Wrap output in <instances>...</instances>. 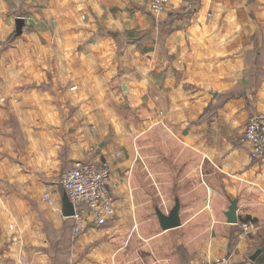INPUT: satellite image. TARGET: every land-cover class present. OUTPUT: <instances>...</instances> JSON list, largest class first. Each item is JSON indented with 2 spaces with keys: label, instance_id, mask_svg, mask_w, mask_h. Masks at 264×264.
<instances>
[{
  "label": "crops",
  "instance_id": "0c3cea01",
  "mask_svg": "<svg viewBox=\"0 0 264 264\" xmlns=\"http://www.w3.org/2000/svg\"><path fill=\"white\" fill-rule=\"evenodd\" d=\"M151 1L0 0V264H264V0ZM96 157L116 215L74 235L60 178Z\"/></svg>",
  "mask_w": 264,
  "mask_h": 264
},
{
  "label": "built area",
  "instance_id": "2783aa9c",
  "mask_svg": "<svg viewBox=\"0 0 264 264\" xmlns=\"http://www.w3.org/2000/svg\"><path fill=\"white\" fill-rule=\"evenodd\" d=\"M168 0H152L150 10L159 14L167 9ZM190 11L196 10L197 3L187 2ZM195 5V6H194ZM250 148L252 158L264 157V111L251 114L240 138ZM60 185L73 204L71 216L74 235L83 233L90 224L106 225L116 213V198L112 185V168L105 158L77 160L63 171ZM195 264H239L223 256L199 261Z\"/></svg>",
  "mask_w": 264,
  "mask_h": 264
},
{
  "label": "water",
  "instance_id": "95a60500",
  "mask_svg": "<svg viewBox=\"0 0 264 264\" xmlns=\"http://www.w3.org/2000/svg\"><path fill=\"white\" fill-rule=\"evenodd\" d=\"M24 20L21 17L16 19V35H20L22 33V29L24 27ZM237 209H238V200H231V205L226 212L227 222L235 224L238 222L237 218ZM74 214L73 206L69 202L67 195L65 194L63 197V215L65 217H70ZM156 215L158 217L160 226L163 230H168L172 228L179 227L181 225L180 219V202L178 199L175 200V205L170 210L168 214H164L159 208H156ZM262 249H258L251 257V260H256V258L260 255Z\"/></svg>",
  "mask_w": 264,
  "mask_h": 264
},
{
  "label": "rangeland",
  "instance_id": "374dc122",
  "mask_svg": "<svg viewBox=\"0 0 264 264\" xmlns=\"http://www.w3.org/2000/svg\"><path fill=\"white\" fill-rule=\"evenodd\" d=\"M184 1V6H185V8H187V10H188V13L189 14H193L195 11H190L189 10V8H188V5H187V2H188V0H183ZM192 1H195V0H192ZM196 1H198V0H196ZM151 3V2H150ZM195 6V5H194ZM197 6V5H196ZM143 10H146V12H150V13H152L151 12V10H150V5H148V7L147 6H144V9ZM152 14H154V13H152ZM159 14H161V13H159ZM155 15H158V14H155ZM151 16H153V15H151ZM144 138L142 139V141L143 142H145V136H143ZM129 173H130V170H127L126 172H125V174L126 175H128L129 176ZM114 192V191H113ZM114 195H115V193H114Z\"/></svg>",
  "mask_w": 264,
  "mask_h": 264
},
{
  "label": "bare ground",
  "instance_id": "6f19581e",
  "mask_svg": "<svg viewBox=\"0 0 264 264\" xmlns=\"http://www.w3.org/2000/svg\"><path fill=\"white\" fill-rule=\"evenodd\" d=\"M69 200V199H68ZM70 202V201H69ZM71 203V202H70ZM72 204V203H71ZM72 206H73V204H72ZM73 210H74V207H73ZM115 215H116V213H115ZM73 216V215H72ZM67 218H70L71 220H72V218H71V216L70 217H67ZM114 218V217H113ZM73 221V220H72ZM73 226H74V222H73Z\"/></svg>",
  "mask_w": 264,
  "mask_h": 264
}]
</instances>
